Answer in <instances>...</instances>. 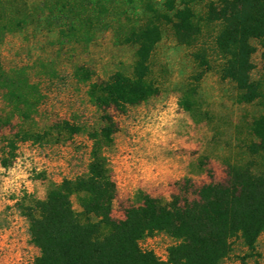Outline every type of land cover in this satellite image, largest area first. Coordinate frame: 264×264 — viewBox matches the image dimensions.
<instances>
[{"label": "trees", "instance_id": "16d2710c", "mask_svg": "<svg viewBox=\"0 0 264 264\" xmlns=\"http://www.w3.org/2000/svg\"><path fill=\"white\" fill-rule=\"evenodd\" d=\"M164 33L191 60L178 107L196 125L215 120L200 93L214 73L229 86L224 123L236 134L221 177L209 167L168 196L137 191L115 217L120 118L163 88L151 59ZM103 36L130 50L118 64L127 70L80 63ZM25 150L33 165L56 166L55 178L34 179L47 182L45 196L23 189L4 220L22 222L33 264H221L234 242L253 249L264 233V0H0V169ZM153 234L172 240L166 261L140 245Z\"/></svg>", "mask_w": 264, "mask_h": 264}, {"label": "rangeland", "instance_id": "374dc122", "mask_svg": "<svg viewBox=\"0 0 264 264\" xmlns=\"http://www.w3.org/2000/svg\"><path fill=\"white\" fill-rule=\"evenodd\" d=\"M15 43L10 42L11 49ZM3 50L1 57L9 62L13 54L7 53V48ZM128 54L129 49H116L109 37L103 36L81 55L80 63L92 66L101 75L106 70L125 71L127 66L118 64ZM151 62L154 72L163 78V88L157 97L120 118V130L115 137L118 150L111 164L118 187V198L113 205L115 217L121 216V202L137 191L165 197L173 182L180 178L190 176L205 181L209 167L216 177H221L224 160L230 153L224 145L236 134L229 121L224 123L230 114L229 86L221 85L214 73L202 80L200 93L203 108L216 115L215 120L196 125L178 107L177 89L191 71V60L188 50L176 46L169 34L164 33ZM235 111L241 112L239 108ZM23 154L14 168L0 169V264H33L38 253L28 243L22 222L14 216L13 222L6 226L4 220L23 189L36 198L45 196L47 182L34 180L37 174L42 172L47 180L56 177L54 160L35 158L33 165L32 153L25 150ZM34 167L35 172L31 171ZM72 206L78 211L75 200ZM140 245L166 261L172 240L164 234H153L144 237ZM221 264H264V233L253 249L234 242L231 253Z\"/></svg>", "mask_w": 264, "mask_h": 264}]
</instances>
